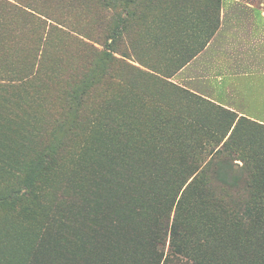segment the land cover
Returning <instances> with one entry per match:
<instances>
[{
  "label": "rangeland",
  "instance_id": "rangeland-1",
  "mask_svg": "<svg viewBox=\"0 0 264 264\" xmlns=\"http://www.w3.org/2000/svg\"><path fill=\"white\" fill-rule=\"evenodd\" d=\"M4 1L19 10L0 7V188L32 169L37 187L23 206H0V264H256L264 225L220 201L264 203V11ZM113 24L116 60L85 53L84 41L106 51ZM225 43L262 59L257 104L214 100L203 72ZM263 209L251 204L255 220Z\"/></svg>",
  "mask_w": 264,
  "mask_h": 264
},
{
  "label": "trees",
  "instance_id": "trees-1",
  "mask_svg": "<svg viewBox=\"0 0 264 264\" xmlns=\"http://www.w3.org/2000/svg\"><path fill=\"white\" fill-rule=\"evenodd\" d=\"M90 2H96L99 5H103V6H108L109 10H112L111 8H114L113 6H111L110 4H108L107 0H89ZM126 0H121V2H124ZM221 0H217V3L220 2ZM18 5H12L7 1L4 0H0V7L5 8L7 11H9V14H13L14 11L19 10V8L17 7ZM27 7V6H26ZM106 11V10H105ZM13 12V13H12ZM109 13L107 11V13H105V19L108 18ZM0 19H2L0 17ZM110 23V22H109ZM120 23H123L122 21ZM119 23V24H120ZM60 24V23H59ZM119 24H113V25H107L108 28V33L105 37V52L103 51H98L94 45L90 44V43H85L83 42V44H85V49L84 52L87 54H90L93 56V53L96 52L100 57H101V61L102 62H106L109 61L110 59L116 60V58H114L113 54L116 53V49L117 47L121 44L122 42V36L124 33L123 30V25H119ZM61 25V24H60ZM57 27H53V29H56ZM60 32V31H59ZM104 41V40H103ZM119 51V50H118ZM189 97L193 98V95H189ZM242 119L238 120V123L241 122ZM227 145V142H225L222 146L225 147ZM222 149H220L219 151L216 152V155H220L222 154ZM50 158V157H49ZM48 158V160H49ZM44 163H37V167L36 170L38 168H40ZM43 169V167L41 168V170ZM33 175H34V169H32V171L28 172V173H20L18 175V178L16 180V182L14 184H11L9 186H5L2 189L0 188V206H23V202L26 201L29 198H34V196L36 195V187L37 184L33 179ZM222 182V180H220ZM193 185V183L187 187L190 188ZM228 188V186H226ZM245 187V186H243ZM248 190H249V185L247 186ZM230 190L232 188H229ZM244 189V188H243ZM226 191H222L221 194L222 196H224V193ZM232 193L228 192V196H231ZM255 201H251V199L248 200V198L244 197V198H240V199H236V200H226V201H220V203L225 204L226 206L232 204L233 205V217H240V219H245L246 221L251 220V223H257L259 224V227L263 228V222L261 220V218H264V209L263 212L258 215V219L255 220V218L253 217V215L250 212V206L251 204H253L256 208H264V203L263 201H258L259 197L255 196ZM236 201L237 204L235 205L233 202ZM182 224H184V222H182ZM179 224L174 223L173 225V229H172V239L174 242H179L180 241V229H179ZM41 236V234H40ZM105 244H110V240L107 239L105 241ZM258 247H257V258H258V262L256 264H264V232L260 233V239L258 242ZM37 245V244H36ZM36 247V246H35ZM35 250V249H34ZM32 254L28 255V257L26 258V260L24 261V264H33V258H32ZM71 259H66L64 261H60L58 262V264H71ZM43 263H46V261H43ZM74 264V263H73Z\"/></svg>",
  "mask_w": 264,
  "mask_h": 264
},
{
  "label": "crops",
  "instance_id": "crops-1",
  "mask_svg": "<svg viewBox=\"0 0 264 264\" xmlns=\"http://www.w3.org/2000/svg\"><path fill=\"white\" fill-rule=\"evenodd\" d=\"M256 22L263 23L262 26H264V17H257ZM239 35L238 37H240ZM254 40L256 41V39ZM211 43L209 44L211 45ZM242 48L243 46L240 49L236 45L234 47V43L222 44L215 59L210 62V65L206 66V70L203 72V78L209 83L213 98L217 103L229 104L233 96L241 100L244 98L247 104H257L258 101L253 102V100L260 99L261 94L258 92L259 76L257 73L259 71L258 61L262 59L257 58L254 61L250 52L247 53V50L243 52ZM234 51L237 56H235ZM191 68L192 66L189 69ZM218 96H221L220 100H218ZM256 118L264 120L259 117Z\"/></svg>",
  "mask_w": 264,
  "mask_h": 264
},
{
  "label": "snow or ice",
  "instance_id": "snow-or-ice-1",
  "mask_svg": "<svg viewBox=\"0 0 264 264\" xmlns=\"http://www.w3.org/2000/svg\"><path fill=\"white\" fill-rule=\"evenodd\" d=\"M249 9L253 10L255 14L258 16L260 12L264 11V0H246ZM239 163V161H237Z\"/></svg>",
  "mask_w": 264,
  "mask_h": 264
}]
</instances>
